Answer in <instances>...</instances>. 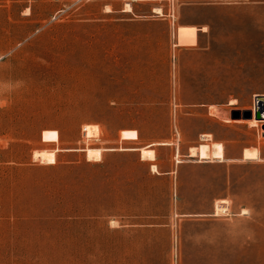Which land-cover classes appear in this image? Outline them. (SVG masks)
I'll list each match as a JSON object with an SVG mask.
<instances>
[{
  "label": "rangeland",
  "instance_id": "rangeland-1",
  "mask_svg": "<svg viewBox=\"0 0 264 264\" xmlns=\"http://www.w3.org/2000/svg\"><path fill=\"white\" fill-rule=\"evenodd\" d=\"M260 94L264 0H0V264H264Z\"/></svg>",
  "mask_w": 264,
  "mask_h": 264
},
{
  "label": "bare ground",
  "instance_id": "bare-ground-1",
  "mask_svg": "<svg viewBox=\"0 0 264 264\" xmlns=\"http://www.w3.org/2000/svg\"><path fill=\"white\" fill-rule=\"evenodd\" d=\"M157 9L159 10L160 8H157ZM258 97H259L258 98L259 101H258V103L255 106V110L254 111L252 110L253 111V116H254L252 119H256L258 121H264V94H260ZM256 110H261L262 115H261L260 118H257L255 116ZM252 119H249V120H252ZM192 150L193 151H192L191 155L198 154L197 148H193ZM153 168H156V166L154 165Z\"/></svg>",
  "mask_w": 264,
  "mask_h": 264
},
{
  "label": "water",
  "instance_id": "water-1",
  "mask_svg": "<svg viewBox=\"0 0 264 264\" xmlns=\"http://www.w3.org/2000/svg\"><path fill=\"white\" fill-rule=\"evenodd\" d=\"M258 98H259V97H257V99H256L257 103H258V101H259ZM239 114H240L239 111H234V112H233V116H234V117L239 116ZM244 114H245V117H252V116H253V111H252L251 109H246V110L244 111ZM261 115H262L261 110H256V114H255V116H256L257 118H260Z\"/></svg>",
  "mask_w": 264,
  "mask_h": 264
},
{
  "label": "trees",
  "instance_id": "trees-1",
  "mask_svg": "<svg viewBox=\"0 0 264 264\" xmlns=\"http://www.w3.org/2000/svg\"><path fill=\"white\" fill-rule=\"evenodd\" d=\"M198 147H200L199 149V152H198V157L200 158V160H203V159H213V158H211V157H208L207 155H205L204 154V151H203V149H202V145H200V146H198Z\"/></svg>",
  "mask_w": 264,
  "mask_h": 264
},
{
  "label": "clouds",
  "instance_id": "clouds-1",
  "mask_svg": "<svg viewBox=\"0 0 264 264\" xmlns=\"http://www.w3.org/2000/svg\"><path fill=\"white\" fill-rule=\"evenodd\" d=\"M19 83H21V82H17L18 85H19ZM0 106H3V101L2 100H0Z\"/></svg>",
  "mask_w": 264,
  "mask_h": 264
},
{
  "label": "crops",
  "instance_id": "crops-1",
  "mask_svg": "<svg viewBox=\"0 0 264 264\" xmlns=\"http://www.w3.org/2000/svg\"><path fill=\"white\" fill-rule=\"evenodd\" d=\"M146 146H147V145H146ZM137 148H140V149H141V147H137ZM133 149H135V148H133ZM154 151H155V150H154ZM153 165H156V164L153 163L152 166H153ZM156 166H157V165H156ZM220 199L224 200V198H220ZM224 201H225V200H224Z\"/></svg>",
  "mask_w": 264,
  "mask_h": 264
}]
</instances>
